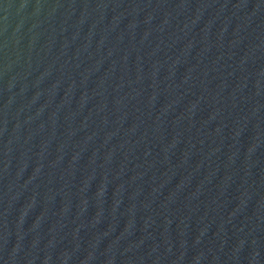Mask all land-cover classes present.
<instances>
[{"label": "water", "instance_id": "obj_1", "mask_svg": "<svg viewBox=\"0 0 264 264\" xmlns=\"http://www.w3.org/2000/svg\"><path fill=\"white\" fill-rule=\"evenodd\" d=\"M0 264H264V0H0Z\"/></svg>", "mask_w": 264, "mask_h": 264}]
</instances>
